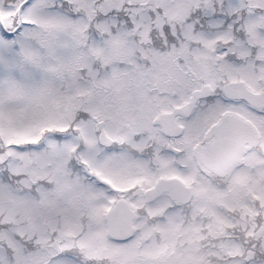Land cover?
I'll return each instance as SVG.
<instances>
[{
	"label": "snow or ice",
	"instance_id": "1",
	"mask_svg": "<svg viewBox=\"0 0 264 264\" xmlns=\"http://www.w3.org/2000/svg\"><path fill=\"white\" fill-rule=\"evenodd\" d=\"M0 264H264V0H0Z\"/></svg>",
	"mask_w": 264,
	"mask_h": 264
}]
</instances>
